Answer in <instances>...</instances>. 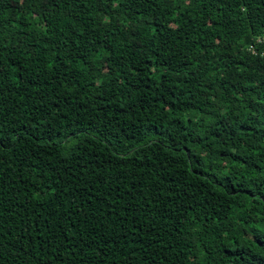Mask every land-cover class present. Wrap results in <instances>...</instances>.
Segmentation results:
<instances>
[{
  "label": "trees",
  "instance_id": "1",
  "mask_svg": "<svg viewBox=\"0 0 264 264\" xmlns=\"http://www.w3.org/2000/svg\"><path fill=\"white\" fill-rule=\"evenodd\" d=\"M263 34L264 0H0V264H264Z\"/></svg>",
  "mask_w": 264,
  "mask_h": 264
},
{
  "label": "built area",
  "instance_id": "2",
  "mask_svg": "<svg viewBox=\"0 0 264 264\" xmlns=\"http://www.w3.org/2000/svg\"><path fill=\"white\" fill-rule=\"evenodd\" d=\"M263 42H264V34L262 35V37H259L256 39L255 44H262ZM249 51L253 52L252 47H251V49L249 47Z\"/></svg>",
  "mask_w": 264,
  "mask_h": 264
}]
</instances>
